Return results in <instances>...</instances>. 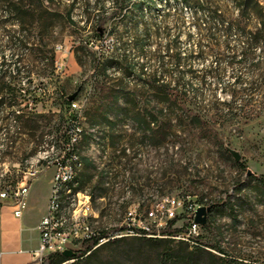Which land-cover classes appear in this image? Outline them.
<instances>
[{
	"label": "rangeland",
	"instance_id": "rangeland-1",
	"mask_svg": "<svg viewBox=\"0 0 264 264\" xmlns=\"http://www.w3.org/2000/svg\"><path fill=\"white\" fill-rule=\"evenodd\" d=\"M49 1V11L62 15L72 5L69 16L77 23L56 29L57 39L46 48L55 50L52 74L38 60L47 56L38 27L31 30L30 44L34 45L30 50L11 51L7 47L9 35L18 30L16 25L6 22L0 34V62L22 55L21 71L35 77L49 74L48 79L40 77L31 83L36 90L45 91L40 96L37 93L40 100L36 112L43 118L38 121L34 139L22 135L12 153L4 155V122L0 118L1 180L19 182L28 178L30 184L20 221L13 219L11 208L0 210L3 233L9 232V236L19 231L24 241L22 247H9L8 252L16 254L1 256V261L8 263L19 256L20 248L36 247L38 235L34 227L49 193L50 164L66 148L67 127L75 120L80 125L78 171L68 188L73 193L78 183L80 190L90 195L91 203L86 200V208L89 215L97 213L95 230L115 231L134 205L143 213L154 209L163 196L179 199L185 206L205 203L206 207L214 206L200 230L204 244L240 264H264V43L251 46L247 57H242L244 36L233 23L226 29L227 22L236 19L235 6L229 0H193L187 4L183 0H154L150 7L140 6L111 19L97 37V18L115 9L111 0ZM257 2L264 9V0ZM211 9L223 15V22L209 16ZM0 19L7 21L1 9ZM246 24L247 31H255L253 21ZM81 47L90 50L94 59L85 55ZM176 55L181 59L177 67L173 64ZM113 58L119 64H114ZM106 59L109 63L103 69ZM128 66L135 68L133 73ZM154 78L157 86H167L172 96L185 94L191 105L176 104L178 112L190 108L207 111L209 122L205 128L191 126L185 118L169 122L162 112L150 128L164 130L165 135L161 139L163 133H159L158 147L151 148L144 139L149 135L114 111L101 124L102 112L122 107L121 99L116 104L112 100L121 87L133 96L139 109L152 105L157 110L166 109L163 95L155 96L142 89L143 82ZM236 78L251 90L252 98L244 99V108L238 100L231 102V94L238 90ZM76 91L74 100L79 102V109L67 116L70 122L62 123L64 99ZM215 101L222 103L218 109L213 106ZM243 112L244 118L239 119L237 116ZM109 123L116 124L115 132H110ZM111 138L116 142L114 146L110 145ZM225 148L237 152L240 161L234 162ZM115 156L121 159H113ZM247 171L251 174L247 175ZM73 195L68 205L70 216L84 210L85 204V199ZM182 223L179 219L174 227ZM150 225L156 228V223ZM122 238L125 240L116 251L101 252L102 264H162L165 249L180 247L177 241L147 246L132 237ZM2 250L0 244V253Z\"/></svg>",
	"mask_w": 264,
	"mask_h": 264
},
{
	"label": "trees",
	"instance_id": "trees-1",
	"mask_svg": "<svg viewBox=\"0 0 264 264\" xmlns=\"http://www.w3.org/2000/svg\"><path fill=\"white\" fill-rule=\"evenodd\" d=\"M186 4L193 0H183ZM236 8V19L227 22L226 29H230L231 23L234 24L235 29L244 36L246 40V47L242 52V57L245 58L248 55L251 46L264 43V9L259 5L257 0H229ZM114 5V10L108 15L102 14L97 18V37L101 36L102 27L105 23L113 18H118L120 15L123 16L128 10L135 9L137 7L143 6V8L150 7L154 4V0H111ZM137 2V4H136ZM97 5V4H96ZM205 5V3H201ZM50 1L49 0H0V9L5 14L7 21H2L0 19V34L5 27V23H11L16 25L18 30L13 31L12 35L8 37L7 47L11 51H22L27 49V47L32 48L34 44H30V39L33 37L31 30L34 27L40 29L39 38L41 43H43L44 49L52 43L57 37L54 36L55 30L58 28H65L66 26L74 27L76 22H74L70 16L69 11L72 9V5L69 6L68 11L62 15L53 10L49 11ZM209 16L216 19V22H223V15L216 11L215 9L209 10ZM248 21H253L255 24V31H247L246 23ZM43 49V50H44ZM38 54L42 50H36ZM80 50L85 53L90 59H94V55L86 47H81ZM46 57L40 56L38 60L41 64L45 65L49 69V74L53 73L55 66V55L54 48H49L45 50ZM1 54V45H0ZM74 58L78 64H80V59L76 54ZM111 59V58H109ZM115 59V60H114ZM23 60L22 55L11 56L8 60H2L0 62V118L1 122H4L2 131H4L5 145H3L4 155H9L15 148L18 139L22 135H25L29 140L34 139L38 131V121L43 118V116L36 112V105L40 100V94H45V91L33 88L31 83L34 79L43 78L48 79L49 74L41 76H33L31 73H26L21 71L20 63ZM114 64H119L117 58H113ZM179 55L174 57L173 64L175 67L179 66L180 62ZM108 60L106 59L102 64L101 68H107ZM93 64L96 65L95 60ZM108 66H110L108 64ZM96 67V66H95ZM129 72H134L133 66H128ZM142 72L138 74L140 78ZM235 83L238 86V90H234L231 94V102L235 103L238 100L239 105L244 108V99L246 97H251V90L247 87L246 83L240 79L236 78ZM157 82L154 80L145 81L142 83V89L150 91L155 96H164V103L167 105L166 109L157 110L154 105L147 106L146 108L139 109L135 99L128 92H125L124 88L121 87L112 95V100L114 104L117 103L119 99L123 101L122 107L116 109H106L101 113L100 119L101 124H103L108 118L110 111H114L116 115H121V117L128 118L135 123L138 131L142 133H147L149 136H145L144 139L148 141V145L151 148L158 147V134H161L160 138H164V130H154L150 127L155 123L156 117L160 113L165 112L164 117L171 122L173 119L178 120V122L185 118L187 123L191 126L205 128V124L209 122L207 111L203 112L200 109H189L184 112H178L175 108L176 104L181 106H190L191 103L188 101L187 97L184 95L172 96L169 88L167 86H157ZM251 83V82H250ZM250 83L248 85H250ZM244 85V86H243ZM166 87V89H165ZM39 93V96L37 95ZM171 97L173 101H171ZM196 97V96H195ZM195 97L193 99H195ZM248 102V101H247ZM64 104H68V101L64 99ZM220 104L218 101L213 103V106L218 109ZM195 108V107H194ZM231 115V114H228ZM66 110L60 116L62 123L68 122ZM239 119L244 118V112L237 116ZM177 122V121H176ZM110 132H115V123H109ZM116 144L114 138H111L110 145L114 146ZM226 149V148H225ZM122 155H125L122 151ZM113 159H121L120 156H115ZM75 182V180H74ZM77 182V179H76ZM71 185V184H70ZM81 189L77 187L75 189ZM75 189L72 190V194H76ZM91 203V198H90ZM214 205H209L210 210ZM180 218L169 221L166 226L158 231L160 236H166L167 238L151 239V238H134V240L140 242L143 245L151 246H166L175 241L170 237L180 234L183 228H175L174 225ZM114 231V230H113ZM124 238L108 241L105 244L91 250V247L97 244V239H92L85 243L84 252L76 253L70 264H102L101 252L103 250H113L116 251L117 247L124 241ZM179 248L177 249H165L162 253L161 258L163 260L162 264H203L207 262L210 264H240V262L234 259H228L222 257V259L216 258L213 253L201 248L193 247L190 248L186 243L177 241ZM206 248L214 249L209 244H204ZM89 254L86 255V252ZM70 259L64 258L61 254H54L49 257L48 264H62Z\"/></svg>",
	"mask_w": 264,
	"mask_h": 264
},
{
	"label": "built area",
	"instance_id": "built-area-1",
	"mask_svg": "<svg viewBox=\"0 0 264 264\" xmlns=\"http://www.w3.org/2000/svg\"><path fill=\"white\" fill-rule=\"evenodd\" d=\"M56 48L60 49L61 47ZM65 109L67 115H69L70 112L79 109V102L77 100L68 102ZM68 121L70 122L71 120L69 119ZM73 121L67 127L66 148L60 154H56L50 164L52 173L45 212L36 225L38 246L35 250L28 253L34 263L48 264L50 256L61 254L66 250L75 254L84 252L85 243L92 239H97V244L92 246L91 250L108 241L121 239L122 237L167 238L166 236H160L158 231L164 228L169 221L176 219L175 217L182 215L184 212H186L185 216L178 217L183 221L179 227H182L183 231L170 238L186 243L190 248L201 247L217 256L224 257L218 250L205 247L200 236V230L203 226L201 227L194 223L196 209L206 207L205 203L185 206V203L179 199L163 196L156 203L154 209L151 208L143 213H140L134 205L126 212L124 222L118 228H115V231L101 232L95 230L97 213L96 215H89L86 208V200L90 199V195L80 189H75L76 199H85L84 210L78 212V216H70V213L68 216H62V220L51 218V211H53V204L50 200L51 190L54 187H61L62 178L78 171L76 169V161H78L79 153L77 151V141L80 134V125L77 121ZM28 175L31 176L30 173ZM1 177L2 174L0 175V210L4 207L11 208L13 218L19 220L25 212L26 198L30 191L29 179L24 178V180L19 182H4ZM178 210L180 212H177ZM150 223H156V228L151 226ZM87 254H89V251L86 252ZM73 261L70 259L62 264H70Z\"/></svg>",
	"mask_w": 264,
	"mask_h": 264
},
{
	"label": "crops",
	"instance_id": "crops-1",
	"mask_svg": "<svg viewBox=\"0 0 264 264\" xmlns=\"http://www.w3.org/2000/svg\"><path fill=\"white\" fill-rule=\"evenodd\" d=\"M46 200H47V198H46ZM45 206H46V203H45ZM44 212H45V207H44V210H43L42 214L38 217V219H37V221L35 223V227H34L35 231H36V225H37L39 219L43 216ZM11 215H12V213H11ZM13 219L15 221H17V219H15V218H13ZM21 219H19V221ZM19 233H20L19 231L18 232H15L14 231V233L12 232L8 236L9 232H4L3 233V231L0 228V244H1V247L3 249L2 252L0 253V264H36V263H34L32 261V259L30 258V256H29L28 253L30 251L35 250L37 248V246H38V236H37V244H36V247L34 249L24 250V249L20 248L19 251H18V253H17L19 256L13 257V259L10 262H8V263H6L5 261L4 262L1 261V259H2L1 256H5V255H15L16 254L14 252H8L9 251L8 250L9 247H11V246H17V245H20L22 247L24 245L23 244L24 243L23 237ZM36 233H37V231H36Z\"/></svg>",
	"mask_w": 264,
	"mask_h": 264
},
{
	"label": "bare ground",
	"instance_id": "bare-ground-1",
	"mask_svg": "<svg viewBox=\"0 0 264 264\" xmlns=\"http://www.w3.org/2000/svg\"><path fill=\"white\" fill-rule=\"evenodd\" d=\"M76 169H77V161H76ZM76 174L77 173L74 172V174L67 175V177L62 178L61 187H54L53 190H51L50 200H51V203L53 204V211H51V218H54L55 220H62V216H66L65 214H68L69 212L68 205H71L72 197H74V195L71 193L68 186L70 184H73ZM62 203H66L67 207L62 206ZM84 207H85V204H84ZM80 211H83V210H80ZM71 216H78V213L76 214L75 212H73Z\"/></svg>",
	"mask_w": 264,
	"mask_h": 264
},
{
	"label": "water",
	"instance_id": "water-1",
	"mask_svg": "<svg viewBox=\"0 0 264 264\" xmlns=\"http://www.w3.org/2000/svg\"><path fill=\"white\" fill-rule=\"evenodd\" d=\"M76 95H77V91L74 92L73 94L69 95L67 97V101L72 102L74 100V98L76 97ZM226 151L233 158L234 162L240 161V156L237 152L229 150L228 148H226ZM250 174H251V172L247 171V175H250ZM209 212H210V207H199V208H197L195 215H194V223L201 226V227L204 226L206 223L207 215ZM61 255L66 259H71L75 256V253L66 250V251H63L61 253Z\"/></svg>",
	"mask_w": 264,
	"mask_h": 264
}]
</instances>
